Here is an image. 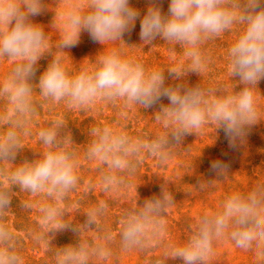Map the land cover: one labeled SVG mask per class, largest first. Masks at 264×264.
I'll return each mask as SVG.
<instances>
[{
	"label": "clouds",
	"instance_id": "1",
	"mask_svg": "<svg viewBox=\"0 0 264 264\" xmlns=\"http://www.w3.org/2000/svg\"><path fill=\"white\" fill-rule=\"evenodd\" d=\"M49 8L45 0H0V61L11 62L0 79V101L6 103L0 112V127L7 125L0 132V162H13L24 146V138L30 135V123L38 115L40 104L34 97L36 87L42 101L65 102L70 108H84L98 100H123L125 106L135 104L146 109L162 97L170 101L168 106L160 105L155 117L166 131L151 141L133 140L109 127L90 130L93 139L85 157L107 166L109 171L101 177L104 191L125 183L117 172L135 173L138 161L130 157L141 149L165 162L170 156L169 145L178 146L186 135L198 133L209 123L222 129L229 146L235 148L236 141H243L250 126L261 120L255 90L264 78V0H169L167 13L162 10V0H148L143 15L130 0H56L52 9L56 14L52 27L57 29L59 24L55 41L32 19ZM137 20L143 45H152L159 37L184 49L180 66L168 69L176 80L188 73L201 75L208 63L202 46L233 25L242 24L243 33L228 52L230 75L239 78L242 89L228 92L223 87L205 88L201 84L169 86L164 71L147 70L143 63L124 58L118 47L108 49L109 44H124L123 37L134 30ZM85 31L105 48L93 69L71 74L63 65L64 49L76 46ZM53 48L54 59L34 86L38 61ZM64 127L65 122L57 118L41 128L37 134L44 149L41 158L25 160L4 178L0 185V217L11 206L13 185L32 195L46 192L57 201L75 189L79 183L78 163L75 154L67 150L71 140L62 134ZM210 167L220 176L227 175L228 165L221 161L211 162ZM173 203L172 194L163 187L159 196L129 212L121 221L120 249L144 251L154 247L165 231L163 217ZM106 209L107 204L101 201L88 211L85 224L73 230L90 229ZM40 212L46 231L54 234L69 227L62 222L59 207L45 205ZM225 234L237 248L254 250L256 264H264V184L247 194L230 196L220 212L201 215L187 243L155 264H164L168 258H181L184 264H206L214 243ZM14 239L0 219V264H24ZM43 239L39 235L36 242ZM55 255L58 264H88L90 257L107 258L109 252L99 246L90 250L81 243Z\"/></svg>",
	"mask_w": 264,
	"mask_h": 264
},
{
	"label": "rangeland",
	"instance_id": "2",
	"mask_svg": "<svg viewBox=\"0 0 264 264\" xmlns=\"http://www.w3.org/2000/svg\"><path fill=\"white\" fill-rule=\"evenodd\" d=\"M50 8L43 14L33 17V22L43 26L55 41L58 28L55 22L56 0H45ZM132 7L143 15L148 0H130ZM169 0H162V10L167 13ZM242 24L223 32L218 38L207 41L202 47L208 58L207 67L201 73H188L181 80L173 78L168 72L179 67L184 60V49L157 38L152 45H143L140 40V23L123 37L124 44L117 42L107 47H118L124 58L139 61L147 70L164 71L165 83L175 86L183 83L188 87L201 84L205 88L223 87L228 92H238L243 85L239 78L230 75L229 49L243 33ZM105 46L94 42L85 31L80 34L76 46L64 49L62 56L64 67L71 73L95 67L96 58ZM175 49L173 51L172 49ZM55 48L44 53L38 61L37 72L33 79L38 84L39 76L54 59ZM11 66L8 60L0 61V79ZM257 93L260 105V121L250 126L243 141L237 140L236 147L229 146L222 129L212 123L206 124L198 133L186 135L178 146L169 145L170 156L165 162L150 155L147 149H141L136 156L130 157L137 162L135 173L117 172L125 183L118 189L104 191L101 177L109 170L106 165L86 159L85 153L92 142L90 130L94 127H109L113 132H123L133 140L148 142L166 130L156 120L160 105L168 106L170 101L162 97L157 104L149 108L131 104L125 106L123 100L105 102L98 100L84 107L70 108L65 102L52 103L41 100L38 87L34 97L38 103V115L30 123V135L24 138V146L13 162H0V185L4 178L25 160L41 158L43 145L38 139L41 128L47 127L53 119L65 122L63 135L70 137L67 150L77 159L79 183L62 201H57L46 192L32 195L12 186V202L0 219L12 231L16 249L24 264H58L55 253L69 247L86 243L89 249L98 246L108 250L107 258L90 257L88 264H155L157 259L164 260L165 254L183 247L197 226L199 217L213 215L223 210L225 201L233 195L247 194L257 185L264 184V78L258 84ZM6 103L0 101V112ZM7 125L0 127L3 132ZM221 161L228 165L227 175L220 176L210 167L211 162ZM202 184V187L200 185ZM163 187L172 194L174 203L169 206L163 217L165 231L154 247L144 251L120 249L121 221L131 211L143 207L146 200L159 196ZM101 201L107 209L90 229H79L87 221V213L97 207ZM45 205L59 207L63 213L61 220L67 228L53 232L46 231L41 224L40 208ZM43 235L39 243L36 237ZM164 264H184L181 258H168ZM206 264H256L255 251H246L235 246L225 234L214 243L211 256Z\"/></svg>",
	"mask_w": 264,
	"mask_h": 264
},
{
	"label": "trees",
	"instance_id": "3",
	"mask_svg": "<svg viewBox=\"0 0 264 264\" xmlns=\"http://www.w3.org/2000/svg\"><path fill=\"white\" fill-rule=\"evenodd\" d=\"M253 252V251H252Z\"/></svg>",
	"mask_w": 264,
	"mask_h": 264
}]
</instances>
